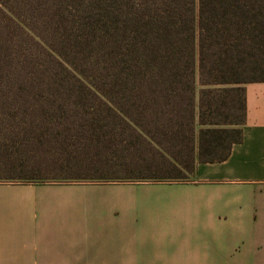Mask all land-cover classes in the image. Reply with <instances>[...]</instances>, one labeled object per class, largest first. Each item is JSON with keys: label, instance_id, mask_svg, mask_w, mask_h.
Wrapping results in <instances>:
<instances>
[{"label": "trees", "instance_id": "obj_1", "mask_svg": "<svg viewBox=\"0 0 264 264\" xmlns=\"http://www.w3.org/2000/svg\"><path fill=\"white\" fill-rule=\"evenodd\" d=\"M258 82L264 0H0V164L103 147L186 178L243 140Z\"/></svg>", "mask_w": 264, "mask_h": 264}, {"label": "crops", "instance_id": "obj_2", "mask_svg": "<svg viewBox=\"0 0 264 264\" xmlns=\"http://www.w3.org/2000/svg\"><path fill=\"white\" fill-rule=\"evenodd\" d=\"M246 95L243 140L229 158L198 162L189 180L169 185L171 216L184 218L183 227L173 228L180 231L168 234L174 241L130 243L129 195L74 192L71 187L84 184L75 180L87 176L63 171L46 175L55 180L47 186L63 188L51 193L16 190L42 185L0 182V264H264V82L247 84ZM77 150L61 152L50 165L70 170L99 160ZM95 198L119 201L120 219L110 212L104 225L92 223L93 213L78 206Z\"/></svg>", "mask_w": 264, "mask_h": 264}, {"label": "rangeland", "instance_id": "obj_3", "mask_svg": "<svg viewBox=\"0 0 264 264\" xmlns=\"http://www.w3.org/2000/svg\"><path fill=\"white\" fill-rule=\"evenodd\" d=\"M105 149V148H104ZM101 148H80L77 149H64V150H50L38 149L36 152L39 155L31 158L30 154H26L20 158L11 159L3 157L0 164V176L4 177L0 182L3 183H17L29 185H42V186H27L16 187L19 192H40L48 191L49 193L60 191L63 188L56 186H47L46 184L54 183L55 180L45 178L46 175L60 176L63 173H68L74 176L85 175L87 177H79L86 179H77L76 182L84 183L80 186H73L71 190L79 192L80 194H119L127 193V230L132 236L129 238L130 243L139 242L148 246L156 244L167 245L174 241L168 237V234L180 230L173 228L183 227L181 224L184 220L183 216H171V182H181L189 180L191 175L186 178L170 179V178H138L152 175L154 173H162L160 170H150L145 166V163L126 165L118 158L111 155V162L107 161L105 150ZM77 150L80 152H98L102 153L100 160H95L92 163H80L70 167V170L59 168L56 165L54 157L63 151ZM87 151V152H86ZM111 154H114L111 153ZM57 157H60L57 156ZM50 159V160H49ZM56 159V158H55ZM49 161V162H48ZM107 161V162H104ZM54 167V168H51ZM18 177L11 179L9 177ZM135 176L137 178H129ZM6 177V178H5ZM20 177H35L24 178ZM102 178V179H96ZM46 185V186H45ZM164 196V197H158ZM124 202V201H123ZM122 202V204H123ZM125 205V202L124 204ZM51 208V206H48ZM77 208V207H76ZM124 206L121 208L123 209ZM78 209L81 213L91 214L89 217L91 222L97 226L104 225L106 216L110 212L115 215V219L119 220L120 202L119 201H103L95 198V200H80ZM116 212V213H115ZM95 217H94V216ZM88 217V218H89Z\"/></svg>", "mask_w": 264, "mask_h": 264}]
</instances>
